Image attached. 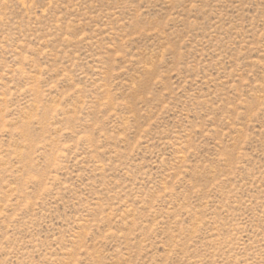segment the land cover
Wrapping results in <instances>:
<instances>
[{"label":"rangeland","instance_id":"1","mask_svg":"<svg viewBox=\"0 0 264 264\" xmlns=\"http://www.w3.org/2000/svg\"><path fill=\"white\" fill-rule=\"evenodd\" d=\"M0 264H264V0H0Z\"/></svg>","mask_w":264,"mask_h":264}]
</instances>
